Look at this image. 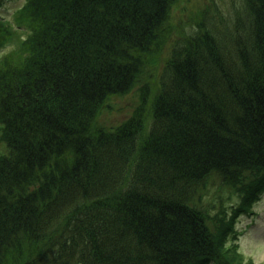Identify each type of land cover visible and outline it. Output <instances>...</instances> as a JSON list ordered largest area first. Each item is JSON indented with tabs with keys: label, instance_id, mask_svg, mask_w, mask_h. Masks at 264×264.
I'll return each instance as SVG.
<instances>
[{
	"label": "trees",
	"instance_id": "trees-1",
	"mask_svg": "<svg viewBox=\"0 0 264 264\" xmlns=\"http://www.w3.org/2000/svg\"><path fill=\"white\" fill-rule=\"evenodd\" d=\"M177 1L0 14V47L19 37L0 58V264H247L229 240L264 191V0L205 3L149 118L97 125L113 95L150 91ZM215 176L236 203L206 198Z\"/></svg>",
	"mask_w": 264,
	"mask_h": 264
},
{
	"label": "rangeland",
	"instance_id": "rangeland-1",
	"mask_svg": "<svg viewBox=\"0 0 264 264\" xmlns=\"http://www.w3.org/2000/svg\"><path fill=\"white\" fill-rule=\"evenodd\" d=\"M26 0H4L0 7V14L5 19H11L14 11L20 9ZM210 0H178L174 3L171 15L170 35L163 44L157 47V55L147 63L146 80L151 84L150 91H139L138 88L113 95L100 110L97 125L113 127L125 122L138 111L144 112L145 120L149 118L145 113L150 108L155 94L160 89L162 69L171 55L173 47L181 35L193 34L195 26L192 22L197 16H202V8L206 3V9ZM198 29V27H196ZM199 31V29H198ZM22 36V34L20 35ZM14 36L0 47V58L15 47ZM143 79V80H145ZM0 141V148H2ZM215 176L208 180L204 195L216 204L220 203L219 196L223 197L224 204L236 203L239 195L235 189L227 185V182ZM221 186V187H218ZM251 213H243L236 221V237L231 236L229 241H236L240 249V257L247 264H264V191L251 206ZM217 211V208H215Z\"/></svg>",
	"mask_w": 264,
	"mask_h": 264
}]
</instances>
